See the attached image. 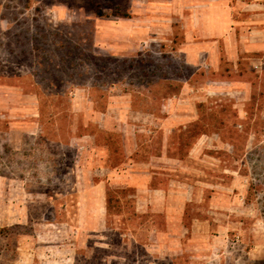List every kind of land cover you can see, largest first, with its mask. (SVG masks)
I'll use <instances>...</instances> for the list:
<instances>
[{
	"label": "rangeland",
	"instance_id": "obj_1",
	"mask_svg": "<svg viewBox=\"0 0 264 264\" xmlns=\"http://www.w3.org/2000/svg\"><path fill=\"white\" fill-rule=\"evenodd\" d=\"M0 264H264V0H0Z\"/></svg>",
	"mask_w": 264,
	"mask_h": 264
},
{
	"label": "trees",
	"instance_id": "obj_2",
	"mask_svg": "<svg viewBox=\"0 0 264 264\" xmlns=\"http://www.w3.org/2000/svg\"><path fill=\"white\" fill-rule=\"evenodd\" d=\"M119 190H124V189H127V188H117ZM120 202V198L117 197L115 195V190L114 188H109L107 187L106 188V203H107V210L109 211L110 207L112 206L113 207V204L115 203H119ZM116 236H118L119 233L115 232Z\"/></svg>",
	"mask_w": 264,
	"mask_h": 264
}]
</instances>
